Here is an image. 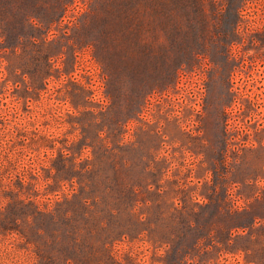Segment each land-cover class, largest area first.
<instances>
[{"label": "rangeland", "instance_id": "1", "mask_svg": "<svg viewBox=\"0 0 264 264\" xmlns=\"http://www.w3.org/2000/svg\"><path fill=\"white\" fill-rule=\"evenodd\" d=\"M0 264H264V0H0Z\"/></svg>", "mask_w": 264, "mask_h": 264}]
</instances>
